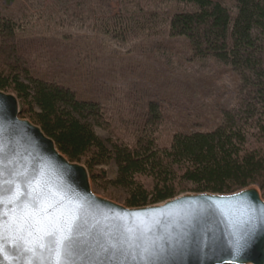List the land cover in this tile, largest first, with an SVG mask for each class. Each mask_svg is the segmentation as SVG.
Returning a JSON list of instances; mask_svg holds the SVG:
<instances>
[{
  "label": "trees",
  "instance_id": "trees-1",
  "mask_svg": "<svg viewBox=\"0 0 264 264\" xmlns=\"http://www.w3.org/2000/svg\"><path fill=\"white\" fill-rule=\"evenodd\" d=\"M15 1L0 0V90L19 99L20 116L41 127L62 154L87 166L95 190L115 199L107 187L116 186L130 207L250 184L264 197V0H56L64 20H86L90 33L118 40L128 52L168 42L189 60L212 58L239 78L235 101L213 129L166 138L172 116L162 111L164 99L114 116L43 77L21 40L30 22ZM93 125L108 131L106 142Z\"/></svg>",
  "mask_w": 264,
  "mask_h": 264
},
{
  "label": "water",
  "instance_id": "water-1",
  "mask_svg": "<svg viewBox=\"0 0 264 264\" xmlns=\"http://www.w3.org/2000/svg\"><path fill=\"white\" fill-rule=\"evenodd\" d=\"M20 111L19 99L0 90L5 179L26 177L42 193L48 213L61 206L79 209L83 237L100 254V264H112L102 251L109 245L125 249V264H138L145 254L152 257L148 264H264V197L257 185L228 193L184 191L159 203L122 205L97 194L86 165L69 160ZM18 188L5 196L0 222L18 214ZM14 259L10 252L3 255L5 264Z\"/></svg>",
  "mask_w": 264,
  "mask_h": 264
},
{
  "label": "rangeland",
  "instance_id": "rangeland-1",
  "mask_svg": "<svg viewBox=\"0 0 264 264\" xmlns=\"http://www.w3.org/2000/svg\"><path fill=\"white\" fill-rule=\"evenodd\" d=\"M29 1L16 0L14 6L29 17L21 40L37 69L68 85L79 99L98 102L106 114L141 113L149 101L164 99L162 111L172 116L165 122L166 138L173 132L213 129L235 101L239 78L229 66L212 58L189 60L181 47L168 42L128 52L122 42L90 33L86 20H64L56 0ZM93 129L107 141L106 129ZM106 170L111 181L116 178L113 164ZM107 188L115 197L111 200L125 205L122 189ZM93 189L104 196L102 189Z\"/></svg>",
  "mask_w": 264,
  "mask_h": 264
},
{
  "label": "snow or ice",
  "instance_id": "snow-or-ice-1",
  "mask_svg": "<svg viewBox=\"0 0 264 264\" xmlns=\"http://www.w3.org/2000/svg\"><path fill=\"white\" fill-rule=\"evenodd\" d=\"M5 167L0 160V212L5 196L12 194L17 186L20 210L0 222V264H5L3 255L9 252L15 257L13 264H100V254L83 237L79 209L61 206L57 213H48L42 204V193L26 177L12 178L9 174L6 180ZM9 241L13 242L11 250ZM102 251L108 254L112 264H125L129 258L119 245H109ZM151 259V254L141 255L138 264H148Z\"/></svg>",
  "mask_w": 264,
  "mask_h": 264
}]
</instances>
